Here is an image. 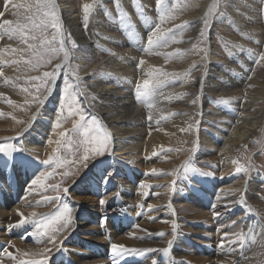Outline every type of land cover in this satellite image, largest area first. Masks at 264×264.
Masks as SVG:
<instances>
[{
    "label": "bare ground",
    "instance_id": "obj_1",
    "mask_svg": "<svg viewBox=\"0 0 264 264\" xmlns=\"http://www.w3.org/2000/svg\"><path fill=\"white\" fill-rule=\"evenodd\" d=\"M148 1L149 0H139L138 1L144 7V11L148 10L147 8ZM13 2H19V0H14ZM90 2L91 0L90 1L88 0L86 3H90ZM120 2H123L122 8L126 13H128V16L131 18V25L122 24L120 19L116 20L115 16H112V24H109L108 22L105 21L103 17V13H101V11L100 12L98 11V13L95 12L94 11L95 8H94L89 18L88 28L87 30H85L83 27V20L80 16L81 14L77 12V9H75V6H73V3L71 2V0H57L59 9H60L59 14L64 24V30L66 33H69V32L71 33L73 39L77 42V45H78V49L74 50L75 58L73 59V62H77L81 66L80 75L83 77L84 82L90 86L88 89L89 93H95L98 96V99L94 101V104L96 107V113L101 117L102 120H104V124L109 128L112 135L114 136L113 138L114 146L112 148L114 149L115 154L111 155V159L114 161L116 159H123V158L125 159L124 162L118 163V167L121 169V175L115 178V183H117V186H116V190L113 193L119 191L120 194H119V197H114V200H112L111 203H107L104 207H101L99 205V208H93L97 210L96 212H93V209L89 211L88 209L80 210L78 208L80 202H77L76 200H74V198H72L76 196V191L73 193L69 192L71 193V195H69L71 196V198L67 196H66L67 198H64L65 202L68 203L70 207H72L74 216L75 215L78 216V213L81 214L76 220V225H77V230L83 233L82 235H80V236H83V238L77 235L75 236L74 240L71 239V241H69L67 245L68 247H73L74 249H69L66 252L61 251V255L67 254V255H71L74 258H76V262L74 264H77V263L79 264H111L110 245L105 246L103 244L119 243L120 241H126V242H129L131 246H137L139 248H145V247L159 248V247L166 246V241L172 238V234L170 233L169 235H166L165 238L157 235V233L162 231V229L159 230L160 229L159 224H163V220H160L158 218L151 220L150 224L153 225L152 226L153 228H143V229H147L150 233H152V235L145 237L143 232L135 228L132 217L126 216V214H124L123 212L125 209L123 205L126 204L122 202V201H125L124 199H127V201L131 200V203H132V198H135V199L144 198L146 200H142L141 202L138 199V201L141 204H143V206L146 207L149 204L148 202H152V200L153 201L156 200L159 202V205H158L159 208L164 207L171 213L170 215L167 216L168 218L165 217L167 218V221H168L166 223L167 226L171 228L172 221H175L179 225L178 236L176 238L175 243L172 246L170 257L175 256V257L188 258V255L186 253H183V251L180 249V247L184 246L183 244H181L184 241L182 240L180 235L187 234L189 232L191 234L197 233V235L207 234V236H210V238L208 241H206V243H213L214 245L217 246L216 248H208L206 246V249H204V254L207 256V258H205V256L203 258L201 255L199 259V256H198V258H196L197 262H203V261L208 260L210 261L209 264H219V262H222V261L223 262L235 261V264H257L258 257H254L253 253L264 251V249H259L253 246L250 243V239H247L248 243L246 246H248V244L249 245L251 244L247 248V250L240 251L237 254L227 255L225 254L227 252V248L222 250L218 247L221 233H218L217 231H215V229L216 227L218 228L219 226H221V224L219 225L217 224L220 222V220H222V218L219 217V219H213L212 214L209 220L208 218H206L208 211L212 209L211 207L208 206V202L202 205L197 204L195 206V209L193 210L195 212H192L191 214L184 213V215L182 216L179 214L178 211L174 212L178 218L180 217V221H179L180 223H178L179 219H177L176 221V217L175 219L173 218L174 217L173 209H175V205L179 207H181L180 205L182 206L186 205L189 199L185 191L181 187H176L175 193L167 192L166 196H164L163 191L165 192V187L158 186V185H167L165 179L163 180L161 178L162 175L159 177L151 176L152 179L156 181L154 183L156 184L157 189L152 190L151 192H149V195L147 197H144L141 194V191L138 188V185L140 181L147 180V177H148V176H145L144 173H141V172H144V169H145V165H144L145 159L140 160L137 157H132V154H126L127 152L126 150L128 148H132V151L130 152H135V151L141 152L142 146L146 144L148 146L147 148L149 152H152V150L160 146H165V145L175 146L181 141L182 138L184 139L185 137L184 132L179 131L180 128H186L189 123H192L193 126H195L194 119H197V118L201 119V123H203V113H206L205 109L208 106L210 98L218 99L222 97V95H225L224 97H227V96H232L234 94L241 95V94H244L243 92L251 93L252 87L251 88L247 87L249 83H251L253 86L256 85L258 87L257 91L259 93V97L263 96L262 99H264V66L258 65L255 73H252L251 71H249L251 68V63L254 61V59H253V56L247 51V49H253L254 51H260V49L258 47L253 48V47L243 46L245 50H242L240 52L238 51L237 57L234 58L233 61H236L237 58L243 60L244 67H247L249 69V70L244 71L234 66L230 61L216 60L214 56L216 54L215 48L217 47L214 46L213 41L209 39L207 44H205L208 49V56H207V60H203V62L205 63L204 67H206L207 69V75L205 77V83H204V88L202 91L201 100L198 101L197 105H191L189 101V103L186 104L188 107H184V108H178V107L172 108L170 106L171 103L168 101H165L166 105L165 106L163 105L164 106L162 108L163 114H161L160 104L164 100L161 96H157L156 109H159V112H157L154 109L153 110L154 118L153 120L149 121L147 119L149 109L143 103L137 102L135 99L134 90H135L136 84L141 83L144 78H148L145 76V73H147L152 67H161L169 72H180V73H185V72H189V70H192L191 66L193 62L198 63V61L202 59V58L199 59L198 57H196V53L198 51L202 52L201 51L202 46H199V42L201 41V38L199 37V29L201 27V24L195 23V25L198 26V27L196 26L197 29L195 30L196 35L193 33L194 36L189 37L191 39L187 37V39L185 40L186 43H184L186 45L185 47H181L180 45H175V46H170V48L166 50V51H171L172 48L174 47L185 49L186 52L187 51L189 52L188 57L186 58L187 60L179 59V61L178 60L175 61V59H170L171 58L170 57L168 58L167 62H165V57L163 56L159 59H153L152 55L150 56V53L145 51V48L147 46V42L145 41V38L147 37L148 29H150L151 25L154 22L153 19L151 18V22H145L143 20L139 22V19L137 20V18L132 13L133 11H130L129 2L124 1V0H120ZM210 2L211 0H205V2L201 5L198 13H196L195 15H194V9L197 6V4H199L200 2L196 1L190 6L187 5L186 9L187 10L190 9V14L186 16L185 18L182 17V20L180 21L182 23L184 21H195L198 18L202 17L203 13L207 10L206 5L210 4ZM248 2H253V1L248 0ZM230 3H233L232 0H230ZM126 7L129 8V12L126 10ZM8 9L12 11L10 6L8 7ZM228 9L230 8L228 7L226 10ZM4 18L13 19V18H10V15H6V14ZM217 20L218 19L213 20L211 31L213 32L215 29H217L218 31L220 28L221 30H223V32L227 33L226 29L224 27H221L223 26L222 24L220 27L216 25ZM247 22L248 21H246V23ZM255 24L256 26L251 27V30L252 32H256L257 35L262 39V37H264L262 36L264 35L263 29L262 27L257 25L258 24L257 21H255ZM218 25L220 24L218 23ZM239 25L244 28L243 26L244 24L242 20H240ZM112 30H118V33L110 32ZM221 30H219V32L222 34ZM221 36H220V39H222ZM254 38H256V36ZM194 43L197 45L195 49L192 47ZM5 44H12L13 47L18 46V42L15 40L13 41L4 40L3 44L0 46V50L4 48ZM235 44L237 43L235 42ZM239 44H241V42ZM97 45L103 46L107 49L109 48L110 55H108V57L103 55L102 59H97V55H98V51L96 49ZM123 47H125L126 49L124 50ZM244 52L248 54V59L243 57ZM0 54H1L0 56L1 60H13V59L19 58L18 55L12 54L10 52L0 51ZM140 58H143L146 61V63L138 69L137 63ZM2 66L4 67V69H7L10 66L12 67L13 65L2 64ZM22 67L21 65H17L16 69L13 70L15 72L14 74H12V71L6 72L7 71L6 70L4 72V76L11 77V78H15L19 76L21 77V79L17 81V83L23 84L24 82L23 74L25 73L23 72ZM14 68H15V65H14ZM101 68L103 69L104 73H112L113 75L111 76L99 75V74L95 76L89 75V73H92L94 69H101ZM181 68H183V70H181ZM223 69H228L229 73H223L222 72ZM194 70L195 69H193V71ZM251 73H252L253 78L251 81H249L247 77ZM232 75H239V78H233ZM191 80L192 79L190 75H188L183 81L172 82V83L177 84L178 88H172L168 91V93L171 96H174V98L179 96V94L181 93H187L188 92L187 88L190 85L189 81L191 82ZM198 84H199V80H198ZM198 84L196 85L197 89L193 90L195 91L194 94H196L199 91L200 85L198 87ZM9 88L15 89L14 92H17L16 89L18 87L14 86L11 83L5 84L4 77H0V93L3 94V96L0 97V101L5 102V104H2L0 102V112L1 113H11L12 115L17 116L20 114V112H23V110L22 108L19 109V107L13 108V105H10L6 102L8 99H11L12 101L14 100L13 94H11V92L7 90ZM60 91H61V87L59 89V84H58L53 95L48 99L46 104L42 107V109L38 113L37 119L35 120V122L33 123L31 118L29 119V125L31 126L29 127L28 125L27 131L24 133L23 136L20 137L23 143V147H25L28 150L24 154L25 156L19 157L15 155L14 163H11L8 165L5 164L4 162L5 159L3 160L0 159V234L1 235H3L2 234L3 232L7 231V229H5L7 225L9 227L11 225H15L21 219V217L17 214V211L24 213L26 217L30 215V213L33 211H36L37 213L40 212L39 214H45L48 212H52V210L43 212L42 210H40L42 208L41 206L37 208L35 204L29 203L28 202L29 200H27V197H25V193L28 190V186L30 185L31 179H33L35 175L39 174L40 169L44 168V165L39 164L38 161L43 160L40 155L44 154L45 145L47 141L49 140L48 138L51 132H53L52 130L54 129L53 126H54V121H55L54 120L55 113H57L55 112L57 102H58L57 96L58 94H60ZM194 98L195 97H193V99ZM236 103L235 101L233 102V106H234L233 110L238 109L237 108L238 105ZM145 109H148V110H145ZM220 111L225 112V109L222 108V105H217L216 108L212 110L213 114L214 113L219 114ZM196 112L201 113V115L196 116V118L195 117L192 118V114ZM180 113H187L188 115H181ZM176 116H179V117L175 120ZM162 117H167V118L164 119ZM224 119H225V122H227L228 124L233 123V117L224 116ZM16 123H12V122L6 123L8 124V126H4L5 125L4 123H0V131L4 129H9L11 131H14L16 127L19 126ZM153 124H157L158 132L150 135L148 132V128L151 127V125ZM226 129H227L226 127L220 128L219 134L223 135V131ZM240 130L241 128L237 126L233 130L232 134H230L231 136H229L227 141H224L221 135L212 134V133L206 134V133H203V131L200 132L199 141L201 143V150H200L201 157H205L208 159V161H211L210 165H216L215 167L217 169L216 171L222 170L221 175L224 177L223 178L224 182H221L220 185H223V188L218 189L215 183H213L212 181L202 182L200 176L197 174H193L191 178L197 184L205 187L206 192L208 194L214 193V196H211L213 203H216L217 206L219 207H222L224 204L228 203L229 201L238 200L239 193L229 196L227 198H223L220 201H217L215 196H217L218 190H223L220 192V195L222 197H223V192L228 191L230 189H233V190L240 189L241 191L245 190V181H240L239 183L236 182L237 181L236 176H239L240 174H234L235 165L232 164V160L241 159L240 156H241V153L243 154L242 150L244 149V146H246V144H248L250 141H252L256 137L255 136L256 133L254 131H248L246 134L240 136V138H243V140L235 136H232L235 132H239ZM125 134H130V135L124 136ZM136 138H139V140H137ZM211 138L213 139L212 142H211ZM126 139L132 140L133 142L132 147L127 146L128 143L125 141ZM202 139H204V141ZM232 142H236V143H232ZM53 147H54V143L51 145L49 144L46 154L51 152L50 150L53 149ZM162 150H164V148ZM121 154H125L124 157H121ZM161 160L164 161L162 158ZM221 161L223 162L221 163ZM146 163L148 164L149 162L146 161ZM136 165H140L139 167H143L141 172L138 171ZM204 165L200 167L206 169L208 172L213 173L215 171V170L212 171L208 169ZM153 166L154 165L152 164H148L149 170L153 168ZM26 168H29L35 171H32V172L21 171ZM257 177L258 178L254 179L253 181L249 180L246 186L247 188L245 192L246 198H249L250 200L253 198L252 199L253 201L251 200V202L247 199V202H250L251 205H253L256 200L255 198L256 194L257 195L260 194L258 192L259 185L264 184V175H260ZM251 181L253 182V184ZM91 182L92 183L88 185L89 190L94 189L97 192L100 191L101 193V195L99 194L100 196H102L105 193H107L108 197L113 195L112 193L113 190H111V188L113 189L112 184L107 186V183H106L102 185V188L99 189L97 181L94 180ZM187 182H184V184L188 185ZM251 184L257 187L256 188L257 192L256 193L254 192L255 195L250 192ZM235 185H237V187ZM181 186L183 187V185ZM160 189H162V192L159 191ZM178 190H183V191H181V194H179ZM95 196L96 195H93L91 198H93L94 200L95 199L97 200ZM38 198H35V202L36 200H38ZM162 199H165V200L163 201ZM236 205L241 207V209L243 210V211H240V213L238 214H240L239 216L244 215L243 219L245 221V224L244 222H242L241 226L238 225L230 231L239 232L243 230L247 234V237L250 238L253 235V232L249 231V226L254 227L256 232H259L260 225H264V208L259 205L258 208L256 206L254 207L255 212L254 211L248 212L246 210L247 206L234 203L231 205V207L229 208L227 212L233 213ZM46 206L50 207L52 206V204H48V205L46 204ZM77 209L78 211H76ZM102 210H105V214L103 213L100 214ZM180 210L182 211V209ZM101 215H106L108 217L107 223L104 227H101L99 224ZM154 215L156 216V214ZM194 218H199L200 221L208 223L207 229L203 230L201 228L203 223L194 222L192 220ZM240 218L242 217H239V219ZM243 226L245 227L243 228ZM214 227L215 229H213ZM30 228L32 231L33 227L31 224H25L20 227H10V230H11L10 236L7 235L8 237L7 236L0 237L1 252H2L3 247L9 245V242H11V245H15L14 248L10 246L8 247V250L12 252H15L16 249H19L21 252H23L29 249L33 251H37L46 246L50 247V245H47L46 243H37L35 237L30 236V237H27L26 239L22 238L26 236L27 234L26 232L28 231V229L30 230ZM132 233H135L136 237H142V238H134L131 235ZM126 242H120V243H123L126 245ZM242 253H243V257H245L246 259L241 258ZM160 254L161 253H155L154 255H155V258L159 261V264H162L160 260ZM146 256H136L137 264H150V259H151L152 254H146ZM120 259L118 260V264H119ZM5 264H9V262L5 261ZM55 264H68V263L63 262L62 256H59L56 259Z\"/></svg>",
    "mask_w": 264,
    "mask_h": 264
},
{
    "label": "snow or ice",
    "instance_id": "obj_2",
    "mask_svg": "<svg viewBox=\"0 0 264 264\" xmlns=\"http://www.w3.org/2000/svg\"><path fill=\"white\" fill-rule=\"evenodd\" d=\"M117 11L120 13V20L122 24L131 25V18L126 12L123 11L120 0H114ZM156 8L158 9L159 15L157 20L153 22L150 27V31L147 34V46L145 51L151 53L153 49H162L156 53V55L165 57V62L168 58L173 56H182L185 49L179 47L172 48L171 51H166L173 45H179L184 42V35L180 29L185 28L189 25L199 23L201 27L199 29V37L201 42L207 44L208 36L207 32L211 30L212 22L214 19H220L222 17H227L228 13L226 9L228 7H235L231 5L230 0H211V3L206 5L207 10L203 13V16L195 21H184L182 24L172 23L171 26H165L176 19L175 7H166L165 0H155ZM260 5L258 9L260 16L264 19V0H257ZM100 4L102 6L101 0H92V3L83 4V27L85 30L88 28L89 18L93 12V9ZM13 10L11 15L13 19H5V12L8 7ZM133 6L136 11L140 14L142 18L145 17L144 7L137 3V0H133ZM198 6V5H197ZM244 7H251L248 4H244ZM5 11H0V40L7 37L9 41H17L18 46L13 47L12 44H5L4 48L0 51L10 52L12 54L18 55V59L13 60H0V64H23L28 70L37 71L41 68L48 67L51 65L50 71H43L40 75L27 76L23 78V84H18L17 81L21 77L17 76L15 78L4 76V72L0 69V77H4L5 84H13L14 86L20 88L22 93L27 94L24 105L35 104L36 113L31 117L34 123L37 119V115L46 104L48 99L53 95L57 87V81L59 77H63V87L61 89V95L58 102L57 115L54 121V129L59 130L62 128L61 121L65 118V110L69 116H77L78 119L73 122V132L78 133L77 138L69 139L68 131H56L55 134L58 137L53 140L49 138L48 143L55 144L56 147L52 149V153L44 160L38 161L39 164L48 166V169L35 175L30 181L29 190L36 191L37 188L43 189L45 192L51 191L55 195H41L40 199L36 201L37 204H52L54 211L45 214H39L33 211L27 217L24 213L17 211V214L21 219L10 227H20L25 224H31L33 230L28 232L25 237H35L37 243H46L51 245V247H43L37 251L31 249L21 252L16 249L15 252L8 250V247H15L9 242L8 246L3 247L2 252H0V264H5V260L9 264H52L54 259L53 250L56 252L68 251L63 247L65 240L76 230V217L74 216L72 207L65 202L64 197L69 194V187L63 186L64 181L71 177H80L81 170L87 169L90 162L96 161L97 158L105 157L106 155H114V149L109 145L112 140L111 133L106 130L103 122L95 115L94 109L95 104L93 103L98 99L95 93H89V85L84 82L83 77L80 75L79 64H74L72 61L74 57V50L78 49L77 42L73 39L71 33H66L64 30L63 20L59 14V5L57 0H19V2H13V0H4ZM235 11L240 15L244 13L240 12L239 7H235ZM107 12V10H106ZM110 15V13H108ZM211 18V19H210ZM250 19V18H249ZM229 22L231 23V18L229 17ZM52 30L51 32L49 30ZM242 36H246L249 39L254 38V34L248 32H241ZM191 39V38H189ZM257 44L261 41L257 40ZM192 47L195 49L197 45L194 43ZM225 47H228L225 45ZM231 49H241L245 50L240 44L231 45ZM105 51H108L105 49ZM204 52L202 60H207L208 49L204 47L201 49ZM247 51L253 56L254 63L256 65L264 66V51H254L253 49H247ZM62 54V55H61ZM114 54V53H113ZM233 54L232 50L228 51V55ZM54 60L59 62L53 64ZM146 61L140 58L137 63V68L139 69L143 66ZM199 63L193 62L191 69L199 68ZM189 72H169L161 67H152L145 76L141 83H137L135 86V99L137 102L143 103L148 109L147 119L149 121L153 120V110L156 109L157 96H161L164 100H170L171 95L164 94L161 90L162 88L169 85L170 82L183 81ZM249 71L255 73V68ZM113 75L112 73H104L103 69H94L89 75ZM207 75V69L205 68L204 73L199 79V91L194 94V99L190 101L191 105H197L198 101L201 100L202 91L204 88L205 77ZM252 76H248L249 81L252 80ZM248 88L253 87L251 83L247 85ZM179 95H188V93H181ZM3 94L0 93V97ZM30 97L31 99H29ZM235 95L220 97L213 101L216 105H229L231 102L239 99ZM8 104L13 105L15 102L11 99L6 101ZM85 105L93 111L88 113L90 118H86L85 115ZM181 115H188L187 113H180ZM201 113L196 112L192 114V118L200 116ZM15 119V117H13ZM166 119L167 117H162ZM159 122V121H158ZM18 123H23V121H18ZM195 130L199 131V126L201 124V119H194ZM31 125H29L30 127ZM27 131L24 129L16 134L19 138L23 136V132ZM180 132H192L193 124L189 123L186 128H180ZM13 137H2L0 138V154H4L5 164H11L15 161V154L26 153L28 150L21 146H16L15 144H8L7 141L13 140ZM256 143H260L257 141ZM67 150L68 156L60 155L61 150ZM199 149V140L196 139L192 143V147L188 150L190 155L183 162L180 169H174L172 172H164L163 170L157 169L155 167L151 168L144 173L145 176L159 177L161 175H172L174 179L165 186L170 189L171 192L175 193L177 179L181 176H186L187 173H197L199 175L210 177L213 176L212 172L201 171L200 168L194 166V156ZM172 151V149H169ZM261 151L264 152V144H261ZM223 161H221L222 163ZM232 164L235 165L234 174H245V190L240 189H230L223 192V197L220 192L223 190H218L216 200L220 201L223 198L235 195L239 193V199L235 201H229L224 204L225 208H230L232 204L238 203L240 205L247 206V200L245 197V192L247 190L246 186L250 180V173L253 171L254 165L251 160V156L246 157V163H241L240 159L232 160ZM211 167H216V165H210ZM62 170V171H61ZM113 172L108 171L104 177L105 183L110 177H112ZM59 176V182L57 183H47L49 178ZM223 178V177H221ZM77 180H73V184ZM141 189V194L144 197L149 195L148 191L152 185L147 180H142L138 185ZM264 192V189H261ZM63 194V195H62ZM119 191L113 193L111 198L119 197ZM158 195V194H157ZM264 199V197H262ZM109 201L107 193L103 194L99 199V205L104 207ZM143 208V204L137 205ZM170 206V205H169ZM158 206L148 204L147 209L149 211H155ZM212 217L213 219H219L221 213L216 211L217 204L213 203ZM246 210L248 212H253L254 209L251 206H247ZM115 211V210H114ZM175 210H173L174 213ZM142 214V213H141ZM149 220H154L155 217H148ZM108 217L106 215H101L99 224L104 227L107 223ZM166 222V221H165ZM238 224L237 220L231 221V223L226 225H221L217 228V232L221 233L218 247L220 249H229L230 253L225 254H235L236 248L233 245L243 242L245 239H250V243L259 249H264V225H260V231L256 232L255 228L249 226V231L253 232V235L249 238L243 230L239 232H231L227 229H232ZM135 228L144 233L145 237L152 235L147 229H143L140 225H135ZM179 225L172 221L171 233L172 238L166 241V246L164 247H129L123 243H110L111 252V264H118V260L123 257L130 255L136 256H146V254H152L150 259V264H159V261L155 258V253H170L172 246L176 241L178 236ZM67 233L68 235H65ZM134 238L135 233L131 234ZM160 237L166 235L165 232L161 231L157 233ZM63 237V239H61ZM254 257H258L257 264H264V251L254 252ZM147 258V256H146ZM242 259H246L241 256ZM171 264H189L188 261L180 260L176 261L173 259ZM235 264V261L232 262Z\"/></svg>",
    "mask_w": 264,
    "mask_h": 264
},
{
    "label": "rangeland",
    "instance_id": "obj_3",
    "mask_svg": "<svg viewBox=\"0 0 264 264\" xmlns=\"http://www.w3.org/2000/svg\"><path fill=\"white\" fill-rule=\"evenodd\" d=\"M87 1L88 0H71V2L73 3V6H75V9H77V12L79 14H81L80 16H81L82 20H83V5L82 4L86 3ZM124 1H128L129 2L130 11H133L132 13L137 18V20L139 19V22H141V20H143L145 22H151V18L153 19V21L157 20L158 15H159V12H158V9L156 8L155 0H149L147 2L148 3L147 4L148 10L145 11V17L144 18H142L140 16V14L134 8V6H133V0H124ZM138 1H137V3H139ZM180 1L181 0H165V6L166 7H170L171 5H172L171 7L176 6L175 7V9H176V11H175L176 12L175 13L176 19L174 21L170 22L169 23L170 25L167 24L165 26H171L172 23H175V24H177V23L179 24L180 23V24H182V22L180 21V20H182V17L185 18L186 16H188L190 14V9L189 10L186 9L187 5L190 6L191 4H193L196 1H199L200 2L199 4H197L198 6L195 7V9L197 11L194 9V15H195L200 10L201 5L205 2V0H196V1L191 0V2H190V0H182L181 2ZM252 1L253 2H248V0H236V1L235 0H232L233 3H231V5H233L235 7H239L240 8V12L241 13H244V15H240L239 13H237L236 11H234L235 10V7H231L230 6L229 7L230 9H228L229 11L226 10L228 12V16L226 18L225 17H222L221 19H218L216 25L220 27L221 24H222L223 26H221V27H224L226 29V32L227 33L223 32V30H221L220 28H219V30L222 31V34L219 32V30L217 31V29H215L213 32L211 30L207 32L208 40L211 39L213 41V43H214V46L217 47V48H215L216 54H215L214 58L216 60H226V61H230L234 66H236V67H238V68H240V69H242L244 71L245 70H249V69L247 67H244L243 60L237 58L236 61H233V59L237 57L238 51L240 52L242 50L241 49H231V45L235 44V42L237 44H239L241 42L242 46H245V47H253V48L254 47H258L260 49V51H264V37H262V39H261L257 35L256 32H252V30H251V27L256 26L255 21H257L258 22L257 25L260 26V27H262L263 33H264V19L261 18L260 13L258 11V9L260 8V5L257 3V0H252ZM91 2H92V0H91ZM149 2H150V4H149ZM245 2H246V4L250 5L251 7L250 8L249 7H247V8L244 7ZM101 3H102V6L100 4H97V6L95 7V10L94 11L97 12V13H98V11L99 12L101 11V13H103V17H104V19H105L106 22H108L109 24H112V16H115L116 20H119L120 19V13L117 11V8H116V5L114 3V0H111V1L110 0H105V1L104 0H101ZM175 3H176V5H175ZM178 6H179V8H178ZM129 8L126 7V10L128 12H129ZM9 9H7V11L5 12V14L6 15H10V18H13L12 15H11V12L13 10L11 9L12 11H10ZM106 9H107V12H106ZM230 10H231V12H230ZM247 10L248 11L251 10V11L248 12ZM0 11H5V8H4V0H0ZM108 13H110V15ZM229 17L231 18V23L228 21L229 20ZM106 18H107V20H106ZM240 20H242V22L244 24L243 25L244 28L239 25ZM246 21H248V22L246 23ZM237 22H238V24H237ZM218 23L220 25H218ZM193 25H195V24H192V25H189V26H187L185 28L180 29V31L182 30L183 35H184V42L181 43V44H179L181 47H185L186 46L184 43H186L185 40L187 39V37L189 38V37L194 36L195 30L197 29L198 26L197 25L193 26ZM239 28H241L242 30L239 29ZM49 31L51 32L52 30L50 29ZM148 31H150V29H148ZM148 31H147V34H148ZM110 32H112V33H116L117 32L118 33V30H112ZM241 32H248L250 34H254V37L256 36V38L249 39L246 36H242L241 35ZM217 34H219V35H217ZM220 36L222 37V39H220ZM262 36H264V35H262ZM105 37H107V36H105ZM214 38H215V40H214ZM4 40H7V37L6 36H5L4 39L0 40V46L3 44ZM257 40L261 41V43L260 44H257L256 43ZM145 41L147 42V37L145 38ZM225 45H227L228 47H225ZM173 46H175V45H173ZM199 46H202V49L204 47H206V45L204 43H202L201 41L199 42ZM222 46H224V47H222ZM123 48H124V50L126 49L125 47H123ZM96 49L98 51L97 59H102L103 55H105L106 57H108V55H110L109 54V48L107 49V48H105L103 46L97 45ZM105 49H107L108 52H106ZM229 49L232 50V52H233V54L231 56L228 55ZM160 50L162 51V49H153L152 52L150 53V56L152 55L153 59H159V58H161L162 56L159 57V55H156V53L159 52ZM184 54L182 55V57L181 56H173L170 59H175V61H177V60L179 61V59H185V60H187L186 58L188 57L189 52L188 51L187 52L185 51ZM0 56H1V54H0ZM203 56H204V52L203 51L202 52H199L198 51L196 53V57H198L199 59H201ZM243 57L248 59V54L246 52H244ZM0 60H1V57H0ZM57 62H58V60H54L53 61V64H55ZM73 63L74 64H79L77 62H73ZM198 63H200L199 64L200 65L199 68L195 69L194 70L195 72L192 69L191 70V73H190V77H191L192 80H191V82L189 81L190 85L187 88L188 95H185V96L184 95H182V96L179 95V96L176 97L177 99L174 98V96H171L172 98L170 100H164L163 99L164 101H162V103L160 104V109H161L160 113L161 114H163L162 108L166 105V102L165 101L170 102L171 103L170 106L172 108L173 107H178V108L188 107L186 104H188L189 101H191L193 99L194 92H195L193 90L197 89V86L196 85L198 84V80L201 77L200 75H202L204 73V70L206 68V67H204V64L205 63L203 62L202 59L199 60ZM11 65H13L12 67L10 66L11 68L9 67L7 69H4V67L2 66V64H0V69L2 68V71L3 72H5L6 70H7L6 72L12 71V74H14L15 72L13 70L16 69V66L17 65L16 64H11ZM14 65H15V68H14ZM20 65H21V67L23 66L22 67L23 68V72L25 73V74H23V77L24 78H26L27 76H34L35 74L36 75H40V74H42L43 71H50L51 70V67H52L51 65H49L48 67L41 68V69H39L37 71H32V70H28L26 68V66H24L23 64H20ZM257 67H258V65H256L254 63V61H253L251 63V68L250 69L255 68V71H256ZM183 68H181V70H183ZM222 72L223 73H229V70L228 69H223ZM252 73L249 76H252ZM232 76H233V78H239V75H232ZM61 86L63 87V78H62V85ZM198 87H199V84H198ZM172 88H178V85L175 84V83L170 82L169 85L166 86V87H164V88H162L161 91L163 93L167 94V95H170L168 93V91L170 89H172ZM257 89H258V87L256 85H254L252 87V92L251 93L250 92H247V93L246 92H243L244 94H241V95L240 94H234L235 96L240 97L239 99H237L238 101L235 100V103L237 102L236 104L238 105V107H237L238 109L237 110H233V108H234V106H233V102L234 101H233L229 105H225V106L222 105V108L225 109V112H221L220 111L219 114H215V113L213 114L212 110H214L217 105L213 103V101L215 100V98H210L209 103H208V106L205 109V112L206 113H203V123H201V125L199 126V128H200L199 131L197 132L195 130V126H193V131L192 132H184V135H185L184 139H185V141L182 138L181 141L178 144H176L175 146L174 145L160 146V147H158L159 149L156 148V149L152 150V152H153L152 153V152H149L148 151V148H147L148 146L146 144V145H143L142 146L141 152H139V151L130 152V151H132V148H128L126 150L127 151L126 154H132V157H137L140 160L141 159L142 160L145 159L144 160V165H145L144 172H141V170H142L143 167H139L140 165H136L138 171H140L141 173H145V172H147L149 170L148 164H152V165H154L153 167H155L157 169H160V170H163L164 172H172L174 169H180L181 171H183V169L181 168V165L189 157L190 153H189L188 150L192 147V143H193L194 140H196V139L199 140V136H200V132L201 131H203V133H206V134L212 133V134L221 135L222 139L224 141H227V139L229 138V136H231L230 134H232L233 130L237 126H239L241 128V130L239 132H235L232 136H235V137L243 140V138H240V136L246 134L248 131H254L256 133V135H255L256 137L252 141H250L248 144H246V146H244V149L242 150L243 154L241 153V156H240L241 157V159H240L241 163H246V157H248L249 155L251 156V160H252V163L254 165V168H253V171L251 172L252 174L250 173L251 174L250 176L252 177V178L250 177V180L253 181L254 179L258 178L257 176L264 175V152L261 151V144H264V99H262L263 96H260L259 97V93H258ZM7 90L9 92H11V94H13V97H14L13 98L14 99L13 101L15 102V105H16L15 107H19V109L22 108L23 112H20V114L17 115V116L12 115L11 113H1L0 112V123H4L5 124L4 126H8V124H6V123H10V122H12V123H16L17 122L16 124L19 125L18 127H16V129L14 131H11L9 129L1 130L0 131V138H2V137H13L14 138L13 140L7 141L8 144H15L16 146H21V145L23 146V143H22L20 137L17 138L16 137V134H17V132H21L24 129H27L28 128L29 119L32 117L31 115H33L36 112V105L35 104H29V105H25L24 107H20L22 104L24 105V101H25V98H26L27 94H24L22 92H19V91H21L20 88H17L16 89L17 92H14L15 89H12V88H9ZM60 94H61V91H60ZM222 96H225V95H222ZM28 98L31 99L30 97H28ZM59 99H60V96H59ZM59 99H58V102H59ZM0 102L2 104H5L4 101H0ZM58 102H57V106H58ZM182 103H183V105H182ZM57 106H56V111L55 112H57V109H58ZM15 107L13 106V108H15ZM248 107H250V108H248ZM87 109L89 110V112H91L93 110L90 109V108H88L87 105H86V107H85V115H86V118H90L88 116V113L89 112H88ZM208 109H210V110H208ZM145 110H148V109H145ZM94 112H95V115L104 124V120H102L101 117L96 113V107L94 109ZM231 113H232V115H231ZM56 115H57V113H55V117H56ZM64 115H65V118L61 121L62 128L59 129V130L53 129L52 130L53 132H51L49 138H52L53 140L57 139L58 137L56 138V134L54 132H56V131H62V130H67L68 131V137H69V139H75V138H77L78 133L73 132L72 129H73V122L75 120H77L78 117L77 116H69L67 114V111L66 110H65ZM224 116H226V117H228V116L229 117H233V123L228 124L227 122H225ZM13 117H15V119ZM178 117L179 116H176L175 117V120ZM221 117H222V119H221ZM18 121H23V123H18ZM104 126L107 128L106 130L109 133H111V131L109 130V128L105 124H104ZM223 127H226L227 129L223 131V135H222V134H219V131H220V128H223ZM53 128H54V126H53ZM25 132L26 131L23 132V135H24ZM148 132H149L150 135L153 134V133H157L158 132V126H157V124L151 125V127L148 128ZM129 135L130 134H125L124 136H129ZM111 136H112V140H111V143H110L109 146L112 148V146H114V142H113L114 141L113 140L114 136L112 135V133H111ZM136 139L139 140V138H136ZM202 140L204 141V139H202ZM125 141L128 143L127 146L132 147V145H133L132 140L126 139ZM212 141H213V139L211 138V142ZM257 141H259L260 143H256ZM0 142H2V141H0ZM140 142H142V141H140ZM182 142H183V144H182ZM232 143H236V142H232ZM208 144H210V143H208ZM177 146H178V148H177ZM48 147H49V143L47 141V143L45 145L44 154H41L40 155L43 160L46 159L48 157V155H50L52 153V149H51L50 150L51 152H49L48 154H46ZM55 147H56V145L54 144V147L53 148H55ZM163 148H164V150H162ZM167 149L168 150L169 149H173V150H172V152L171 151L168 152ZM200 150H201V143L199 141V149L195 153V156H194V161H193L194 166L197 167L199 164H201V165L198 166V168H200L201 171H204V170L207 171L206 169L200 167V166H202V165L205 164L204 165L205 167H207L208 169H210L212 171H214V170L215 171L213 172V176H210V177H205V176L199 175L197 173H191L190 172V173H187L188 175L181 176V177H179L177 179V185H176V187H181L185 191V193H186V195L188 196V199H189L186 205H183L182 206V205L178 204L181 207L175 205V209H173V210H175L174 212H177L178 211L179 214L182 215V216L184 215V213L185 214H189V213L191 214L192 212H195L193 210L195 209V206L197 204L202 205V204H205L206 202H208V206L209 207H211V205L213 204V200H212V197L211 196H214V193L208 194L206 192V188L205 187H203V186L197 184L195 181H193L192 178H191L193 174L199 175L202 182L212 181L213 183H215V185H216V187L218 189H222L223 188V185H220L221 182H224L223 181V178L224 177L221 175L222 170L216 171L217 169L215 167H211L210 166L211 161H208V159L205 158V157H201V153H200L201 151ZM24 154L25 153H17L15 155L16 156H19V157H24L25 156ZM60 155L68 156L69 153L67 152V150L62 149ZM124 155L125 154H121V157H124ZM109 156L110 155H106L105 157L97 158L96 161L90 162L89 167L87 169H82L81 170L80 177H75L74 176V177H71V178H69V179H67V180L64 181L63 186L69 187V192H72L73 193V192L76 191V196L75 197H72V198H74V200H76L77 202H80L79 203V206H78V208L80 210L81 209H88L89 211H91L93 208H99V204L98 203H99V199L101 198V196H100L101 193H100V191L97 192L94 189H90V190L88 189V185L92 183L91 181H94V180L97 181L98 186H99V189L102 188V185H104V184L107 183V186H109L110 184L113 185V189L111 188V190H113L112 193L116 190L117 183H115V178L116 177H119L121 175V169L118 167V163L124 162L125 159L124 158L123 159H116L114 161V160L111 159V156L110 157ZM0 157H1L0 159H2V160L5 159L4 158L5 157L4 154H0ZM107 157H109V158H107ZM161 158L164 161H162ZM170 159H171V161H170ZM146 161L149 162V163L147 164ZM112 166H114V167H112ZM46 169L47 170H52V169H48V166H44L43 169H40L39 170V173L42 172V171H45ZM21 171L32 172V171H35V170H31L29 168H26V169L21 170ZM108 171H112L113 172V175L105 183L104 177H105V175L107 174ZM165 177H167V178H165ZM221 177H223V178H221ZM149 178H150V180H149ZM161 178L163 180L165 179V181H166L167 184H169L170 181H172L174 179V177L172 175H167V176L162 175ZM242 178H243V180H242ZM59 179H60L59 176H54V177L49 178V180L47 181V183H57V182H59ZM90 179H92V180H90ZM167 179H168V181H167ZM245 179H246L245 174H240L239 176H236V180H237L236 182H238V183L240 181H245ZM73 180H77L75 184H73ZM147 181L152 185V187L150 189H147L148 192H151L152 190L157 189L156 188V184L154 183L156 181L154 179H152L151 176H148L147 177ZM187 181H189V182H187ZM184 182H187L188 185H185ZM252 184H253V182H252ZM252 184H251V190H250V192L254 194V192L255 193L257 192V190H256L257 187L254 186V185H252ZM181 185H183V187ZM219 186H221V187H219ZM235 186L237 187V185H235ZM261 189H264V184H260L259 185L258 192L260 194H258V195L256 194V197H255L256 200L254 199L255 202H254V204L252 203L253 205L250 204V202H251V200L253 198L251 200L249 198H246V200L248 199L250 201V202H247V206H251L254 210H255L254 207L256 206L258 208L259 205L264 208V199H262V197H264V192H262ZM147 190H144V191H147ZM183 190H178V193L181 194V191H183ZM140 191H142V190L140 189ZM159 191L162 192V189H160ZM167 192L172 193L168 187H165V192L163 191L164 196H166ZM41 195H49V196H51V195H55V193L54 192H51V191L45 192L43 189H40V188H37L36 191H30L29 190V186H28L27 192L25 193V197H27V200H29L28 202L35 204L37 208L41 206L42 208L40 210H42L43 212H45V211H51V210L54 211L53 205L50 206V207H47L46 204L45 205L44 204H37L35 202V198H38L39 197L38 198V200H39L40 197H41ZM69 195H71V193H69L68 196H67V197L71 198V196H69ZM93 195H96L95 198H97V200L96 199L94 200L93 198H91ZM67 197H64V198H67ZM111 197L112 196L109 197V201L107 203H111V201L114 200V198H111ZM138 199H139L140 202L142 200H146L144 198H137V199L132 198V203H131V200L130 201H127V199H124L125 201H122V202L126 203L125 205H123L124 208L126 209V210L124 209L123 212H124V214H126V216L132 217L134 226L138 224L142 228H153L152 227L153 225L150 224V221L151 220H149L148 217L149 216L156 217L155 219L158 218L160 220H163V224H159V226H160V229L159 230L162 229V231L165 232L166 235H169L171 233V228L169 226H167L166 223L168 222L167 221V218H168L167 216L170 215L171 213L166 208H164V207L163 208H159V206H158L159 205V202L156 201V200L155 201L152 200V202H148L149 204L158 206L155 211H149L147 209V206L146 207L143 206V208L138 207L137 205L141 204L138 201ZM38 200H36V201H38ZM162 200L164 201L165 199H162ZM131 207H132V209H131ZM180 209H182V211ZM228 210H229V208H225L223 206L222 207L217 206L216 211H218V212L221 211L220 212L221 213V216L220 217L222 218V220H220V222L217 225H219V224L226 225V224L231 223V221H233V220H237L238 221V224L236 226H238V225L241 226L242 222H244V224H245V221L243 219L244 218V215L239 216L240 214H238V213H240V211H243L241 209V207H239L238 205H236L235 208H234V212L233 213L227 212ZM76 211H78V209ZM96 211H97L96 209H93V212H96ZM209 211H210V213H209ZM209 211H208V214H207V217H206V218H208V220L211 217L212 209H210ZM102 213L105 214V210H102L100 212V214H102ZM159 213H160V215H159ZM154 214H156V216ZM80 215L81 214H79V213H78V216L75 215L76 220L78 219V217ZM163 215H165V216H163ZM173 216L172 217L174 219L176 217V221H177V219H179L178 220V223H180L179 222L180 221V217L178 218L175 213H174ZM165 217H167V218H165ZM239 217H242V218L239 219ZM192 220L194 222H196V223L202 222V221L199 220V218H194ZM202 223L203 224H202L201 228L203 230H206L207 229V226H208V223H205V222H202ZM8 227L9 226L7 225V228ZM244 227L245 226H243V228ZM5 229H6V227H5ZM164 229H165V231H164ZM213 229H215V227ZM232 229H227V230L230 231ZM216 230H217V227H216L215 231ZM10 231L11 230L9 229L8 231L3 232L2 233L3 235L0 234V237H4V236H7V235L10 236ZM30 231H31V228H30V230L28 229V231L26 233H28ZM215 231H214V233H215ZM82 234L83 233L80 232V231H78L77 230V227H76V230L71 235L68 236L67 240H65L63 247L65 249H67V250L74 249L73 247H68L67 243L69 241H71V239L74 240L75 239V236H77V235L80 236ZM65 235H68V234L65 233ZM166 235L163 238H165ZM180 236H181L182 240L184 241L181 244H183L185 246V247L184 246L180 247V249L183 251V253H186L188 255V258H185V257H175V256H171L170 257V253H161L160 254V260H161V263L162 264H171V261L173 259H175L176 261L185 260V261H188L189 264H209L210 261H208V260L207 261H203V262H197V259L196 258H198V256H199V259H200V256L201 255H202L203 258H204V256H205V258H207V256L204 254V249H206V246L208 248H216L217 247L213 243H206V241L209 240L210 236H207V234H204V235H200V234L197 235V233L191 234L189 232L187 234H181ZM185 236H186V238H185ZM80 237L83 238V236H80ZM18 238H20V237H18ZM61 239H63V237H61ZM27 242H28V240H27ZM120 242H126V241H120ZM247 243H248V241H247V239H245L243 242H241L239 244H236V245H233V247L236 248L235 254L239 253L240 251L247 250V248L251 245V244L250 245L248 244V246H246ZM103 245L108 246V245H110V243L109 244H103ZM126 245L129 246V247H137V246H131L129 242H126ZM50 247H51V245H50ZM137 248H139V247H137ZM227 252L230 253V250L227 249ZM53 255H54V259L52 260V264H55V261H56V259L59 256H62V261L63 262H66L68 264H74L76 262V258H74L73 256L67 255V254L61 255V252H56L55 250H53ZM231 255H233V254H231ZM241 255H243V253ZM5 261L8 262L7 260H5ZM232 262L233 261H231V262H223L222 261V262H219V264H232ZM77 264H79V263H77ZM119 264H137L136 256L135 255H130V256H127V257H123V258L120 259Z\"/></svg>",
    "mask_w": 264,
    "mask_h": 264
},
{
    "label": "water",
    "instance_id": "obj_4",
    "mask_svg": "<svg viewBox=\"0 0 264 264\" xmlns=\"http://www.w3.org/2000/svg\"><path fill=\"white\" fill-rule=\"evenodd\" d=\"M58 84H59V89H60V87H61V85H62V76L58 78L57 86H58ZM59 95H60V94H58L57 99L59 98ZM85 107H86V105H85ZM87 110H88V109H87Z\"/></svg>",
    "mask_w": 264,
    "mask_h": 264
},
{
    "label": "flooded vegetation",
    "instance_id": "obj_5",
    "mask_svg": "<svg viewBox=\"0 0 264 264\" xmlns=\"http://www.w3.org/2000/svg\"><path fill=\"white\" fill-rule=\"evenodd\" d=\"M123 2H121V5H122ZM124 11V10H123ZM125 12V11H124Z\"/></svg>",
    "mask_w": 264,
    "mask_h": 264
}]
</instances>
